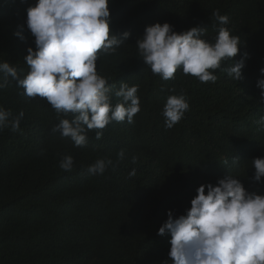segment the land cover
<instances>
[{
  "label": "trees",
  "instance_id": "16d2710c",
  "mask_svg": "<svg viewBox=\"0 0 264 264\" xmlns=\"http://www.w3.org/2000/svg\"><path fill=\"white\" fill-rule=\"evenodd\" d=\"M36 2L0 0V62L21 78L29 71L27 48L35 50L25 21ZM108 6L111 33L130 36L114 53L98 54L97 71L116 89L122 82L138 86L140 111L132 123H109L99 140L97 130L87 131V144L78 147L52 131L71 116L58 118L46 99L27 97L8 78L0 107L11 111L10 119L24 115L19 130L0 129V264H165L171 237L158 229L169 211L175 217L190 208L200 185H215L229 174L247 191L264 194V177L256 182L252 168V159L264 156V103L257 87L264 78V0H109ZM217 10L228 16L227 25L216 20ZM165 22L178 33L203 28L210 42L226 27L239 36V52L214 71V83L182 69L164 80L144 65L135 42L146 26ZM244 53L243 79L235 81L222 69ZM181 93L189 108L167 128L163 107L168 96ZM66 155L73 157L71 172L59 166ZM98 159L114 166L89 174Z\"/></svg>",
  "mask_w": 264,
  "mask_h": 264
},
{
  "label": "clouds",
  "instance_id": "9594fccd",
  "mask_svg": "<svg viewBox=\"0 0 264 264\" xmlns=\"http://www.w3.org/2000/svg\"><path fill=\"white\" fill-rule=\"evenodd\" d=\"M109 0H37L26 10V26L34 39L35 50L27 48L24 61L29 71L21 78L8 62H0V88L9 77L24 90L29 98H44L55 110L59 123L53 133L70 138L75 146L87 144V131L102 130L111 122L132 123L140 111L138 86L122 82L118 89L97 71L98 54H112L130 36L128 31L119 36L110 31ZM221 25L229 18L219 10L213 13ZM205 29L198 26L182 32L173 30L165 22L146 26L136 39L138 55L151 72L164 80L175 79L177 69L191 74L200 82H215L214 71L223 61L237 56L240 38L220 27L214 42L203 38ZM14 35L24 39L21 31ZM247 53L228 68L222 69L235 81L243 79L242 68ZM264 77V68L260 69ZM264 103V78L257 81ZM164 91V88H161ZM175 92V89H169ZM120 98L115 105L112 97ZM189 108L186 96L170 95L162 110L165 126L172 128ZM23 112L10 119L12 113L0 107V129L10 126L19 130ZM264 125V117L261 118ZM122 159L124 151L117 154ZM238 158H233L235 163ZM136 162V158H132ZM253 179L262 182L264 156L253 158ZM64 171L73 170V157L66 155L59 164ZM110 159H98L89 165L91 175L103 174ZM135 175V169L130 173ZM205 189L207 191H205ZM171 237L168 259L171 264H264V194L247 191L238 178L226 175L216 184H202L190 201L185 213L167 219L158 229V235Z\"/></svg>",
  "mask_w": 264,
  "mask_h": 264
}]
</instances>
